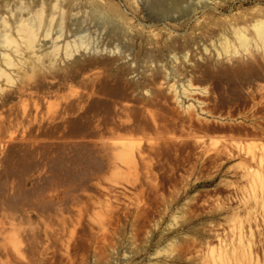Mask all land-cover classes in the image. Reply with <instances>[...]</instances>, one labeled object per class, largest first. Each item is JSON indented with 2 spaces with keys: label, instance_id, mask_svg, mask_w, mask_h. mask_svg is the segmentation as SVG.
<instances>
[{
  "label": "rangeland",
  "instance_id": "rangeland-1",
  "mask_svg": "<svg viewBox=\"0 0 264 264\" xmlns=\"http://www.w3.org/2000/svg\"><path fill=\"white\" fill-rule=\"evenodd\" d=\"M175 1L0 0V264H264V0Z\"/></svg>",
  "mask_w": 264,
  "mask_h": 264
},
{
  "label": "bare ground",
  "instance_id": "bare-ground-1",
  "mask_svg": "<svg viewBox=\"0 0 264 264\" xmlns=\"http://www.w3.org/2000/svg\"><path fill=\"white\" fill-rule=\"evenodd\" d=\"M181 1V0H180ZM171 4V3H170ZM178 4H179V2L176 0L175 2H173V4L171 5V7L170 8H172V9H176L177 7H178ZM168 7V6H167ZM28 8V7H27ZM168 9H169V7H168ZM44 11V10H43ZM34 19V18H33ZM37 19H38V23L37 24H40L41 22H43V13L42 12H40V11H38L37 12ZM45 20V19H44ZM37 24H36V26H37ZM18 32H19V34L21 35V37H22V39H23V41H24V44H25V47L27 48V49H30L32 52H33V49H34V47H35V43L37 42V32H36V29L34 28V25H32V26H27V25H23V24H21L20 26H18ZM47 35L46 36H48L49 34H50V32L49 33H46ZM6 37V39L4 40V43L3 44H5V45H7V46H11L12 44H15V52H18V53H20V51H21V47H20V45H19V40L17 39V38H15L14 36H11V35H6L5 36ZM262 40H264V37L262 38ZM242 44H243V46H245V47H247V45H248V41L246 40V41H244V42H242ZM248 46H251V45H248ZM55 51V50H54ZM53 51V52H54ZM50 52H52V51H50ZM50 52H48V53H50ZM52 52V53H53ZM4 54V56H3V60L0 58V78H4V80H6L8 83H14L15 81V79H14V77L11 75V73H8V71H7V69L6 68H3L2 67V65L4 64L6 67H9V68H12L11 66H15V67H17L20 63L19 62H16V60L13 58V56L11 55V54H8V53H3ZM47 54V53H46ZM22 62V61H21ZM15 84V83H14ZM2 85L0 84V104H2L3 105V101L4 100H6L5 99V95H7L5 92H4V88L3 87H1ZM5 94V95H4ZM101 204V203H100ZM105 210V209H104ZM177 217H178V215H176ZM175 216V217H176ZM177 217L176 218H174L173 219V221H178V220H180V219H177ZM97 218V217H96ZM178 218H180V217H178ZM137 219H139L138 218V216H137ZM95 222V221H94ZM132 222H134V221H132ZM137 221H136V219H135V223H136ZM177 222H175V224H176ZM133 224H131V226H132ZM174 225V224H173ZM134 226V225H133ZM137 228V227H136ZM132 230V229H131ZM133 232V231H132ZM132 232L130 233V235H133L132 234ZM135 232V231H134ZM138 236V235H137ZM133 237H134V235H133ZM130 238H132V237H130ZM134 238H137L136 236L134 237ZM132 240V239H131ZM130 240V241H131ZM133 241V240H132ZM131 241V242H132ZM97 242H99V241H97ZM130 242V244H132ZM135 242V241H134ZM97 244V243H96ZM99 246V245H98ZM98 246H97V248H98ZM101 246H99V248L97 249L98 250V252H97V250H95V252H97V253H95V256L98 258V253H99V250L101 249L100 248ZM101 254V253H100ZM98 255V256H97ZM104 255V254H103ZM102 258V257H101ZM96 261H97V259H96ZM100 261H101V259H100ZM97 263H98V261H97ZM96 263V264H97ZM100 264V263H99Z\"/></svg>",
  "mask_w": 264,
  "mask_h": 264
}]
</instances>
